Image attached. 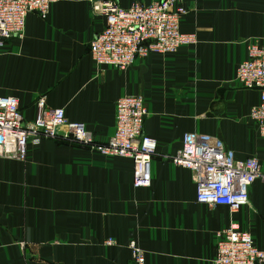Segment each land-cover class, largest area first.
<instances>
[{
	"label": "crops",
	"instance_id": "0c3cea01",
	"mask_svg": "<svg viewBox=\"0 0 264 264\" xmlns=\"http://www.w3.org/2000/svg\"><path fill=\"white\" fill-rule=\"evenodd\" d=\"M180 3L187 11L179 30L195 42L138 57L124 70L92 62L88 43L104 18L90 0H52L43 17L28 12L22 35L6 40L0 95L16 97L23 120L33 119L43 96L103 143L115 100L138 94L147 110L142 133L156 145L145 187L132 186L129 158L66 139L30 138L23 161L0 157V264H131V239L144 264H212L216 232L230 224L264 248L263 181L254 179L247 203L231 212L196 202L190 171L169 160L182 135L194 132L216 136L236 159L264 163V138L247 116L258 93L235 78L247 45H264V0Z\"/></svg>",
	"mask_w": 264,
	"mask_h": 264
},
{
	"label": "built area",
	"instance_id": "2783aa9c",
	"mask_svg": "<svg viewBox=\"0 0 264 264\" xmlns=\"http://www.w3.org/2000/svg\"><path fill=\"white\" fill-rule=\"evenodd\" d=\"M51 2L0 0V50L8 38L22 35L28 12L43 17ZM90 7L104 18L102 29L88 43L95 66L124 70L138 57L171 53L179 46L195 42L194 33L179 30L187 11L180 0L133 2L126 7L113 0H90ZM235 78L242 87L258 93L247 116L264 138V45L255 41L247 45L246 58L237 65ZM146 114L142 96H119L114 103L113 132L105 142L97 143L83 122L66 120L62 108L47 106L43 96L35 101L33 119L23 120L16 97L0 95V157L23 161L30 138L66 139L101 155L129 158L132 186L145 187L150 183V159L156 145L152 137L142 133ZM169 160L190 171L196 202L223 205L231 212L247 203L248 187L254 179L264 182V163L260 164L255 157L234 158L219 138L209 134L184 133L179 149ZM112 242L111 238L104 241ZM127 247L131 264H144L143 251L137 243L131 239ZM212 264H264V248H258L248 232L230 224L216 232Z\"/></svg>",
	"mask_w": 264,
	"mask_h": 264
}]
</instances>
